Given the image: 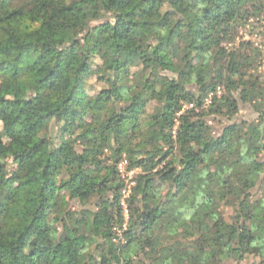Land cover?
<instances>
[{"label": "trees", "instance_id": "1", "mask_svg": "<svg viewBox=\"0 0 264 264\" xmlns=\"http://www.w3.org/2000/svg\"><path fill=\"white\" fill-rule=\"evenodd\" d=\"M263 19L264 0H0V264H264V54L238 41Z\"/></svg>", "mask_w": 264, "mask_h": 264}, {"label": "built area", "instance_id": "2", "mask_svg": "<svg viewBox=\"0 0 264 264\" xmlns=\"http://www.w3.org/2000/svg\"><path fill=\"white\" fill-rule=\"evenodd\" d=\"M264 27L263 21L260 22V26L257 28V30L252 31L250 24L247 25L246 29H243L240 31V36L238 37V41H247L248 35L252 36L251 41L254 43V45L260 49L264 54V37L262 36V28ZM249 41V40H248ZM258 73H260L264 77V60L260 63V67L258 68ZM221 89H218L216 93H210L206 99V104H210L213 97L216 95H221ZM193 107V104H185L184 108H190ZM127 159H123L118 164V170L119 172L126 177V187L123 190V198H127L131 191L132 186L134 185L133 180H130L131 174L127 170ZM130 174V176H129ZM125 215L128 217V214L125 213ZM120 232V231H119Z\"/></svg>", "mask_w": 264, "mask_h": 264}, {"label": "rangeland", "instance_id": "3", "mask_svg": "<svg viewBox=\"0 0 264 264\" xmlns=\"http://www.w3.org/2000/svg\"><path fill=\"white\" fill-rule=\"evenodd\" d=\"M263 23H264V19H263ZM262 36L264 37V27L262 28ZM251 38H252V36L248 35L247 41H248V40L251 41ZM259 67H260V64L258 63V68H259ZM218 89H221V92L224 91V87L221 85V86H218L217 89H216L215 91H213V90L210 91L209 94H210V93H216V92L218 91ZM8 97H9V98H12V97H13V92H9ZM211 102H212V100H211ZM211 102H210V104H211ZM206 105H208V104H206ZM239 116H240V117H244V118H254V117L256 116V114H255V112L252 110V107H251L249 104H242V110L240 111ZM128 172L131 174V177H130L131 179H130V180H133V178H134L136 172H131V171H128ZM130 174H129V176H130ZM127 180H128V179H127ZM127 180H126V181H127ZM125 199H126V198H125ZM73 205L76 206V205H77V202L74 201V202H73ZM88 206H89V207H93L94 204H89ZM125 206H126V205H125ZM228 212H231V210H229ZM126 213L128 214L127 209H126ZM192 245H193V248H194L195 250L198 249V248H196L197 246H196L195 244H193L191 241L187 243V242H184L183 240H180V242H179V244H178V248H179L181 251H183V252H187L188 249L190 248V247H188V246H192ZM224 264H259V257L250 256V257L246 258L245 260H243V261H241V262H238L237 259H226V260L224 261Z\"/></svg>", "mask_w": 264, "mask_h": 264}]
</instances>
